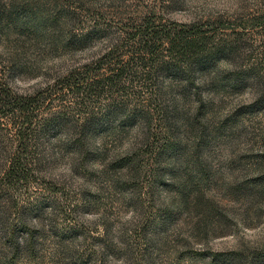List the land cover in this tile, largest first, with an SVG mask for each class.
<instances>
[{"label": "rangeland", "instance_id": "374dc122", "mask_svg": "<svg viewBox=\"0 0 264 264\" xmlns=\"http://www.w3.org/2000/svg\"><path fill=\"white\" fill-rule=\"evenodd\" d=\"M183 26L224 49L204 74L163 69ZM0 89L40 95L15 185L0 118V264H264V193L231 190L264 176V0H0Z\"/></svg>", "mask_w": 264, "mask_h": 264}, {"label": "trees", "instance_id": "16d2710c", "mask_svg": "<svg viewBox=\"0 0 264 264\" xmlns=\"http://www.w3.org/2000/svg\"><path fill=\"white\" fill-rule=\"evenodd\" d=\"M43 21L38 22L36 30H41V24ZM189 27L183 26L180 29L173 30L172 33H169L165 36L164 40L161 44H165L167 50L170 54H175L176 58L178 59L177 65L173 68L171 65H168L166 71L172 72L174 77H178L182 73L180 72L181 68H188V70L199 72L200 74H204L207 71L208 65L211 61H215L221 57V53L224 51L220 46H218L213 52L210 53L205 49V38L198 34V32L191 31L188 29ZM94 32H91V35ZM139 36L141 38L145 37H152L154 41V45L156 43V36L151 31L139 32ZM89 35L85 36L83 40H86ZM135 36V35H133ZM137 38V37H136ZM140 49L143 52H148L150 50L149 47L144 43V45L140 46ZM184 66V67H182ZM114 73L113 76L116 78L119 76L120 78V70L119 69H112ZM69 79L74 78L72 75L68 77ZM108 80L110 78H107ZM191 79V78H190ZM190 79H186L181 84V88L178 92V97L184 98L190 94L189 87L191 83ZM258 80L254 82V87H258ZM40 98V95L37 94L36 96H19L17 94H13L9 91L4 89H0V118H6L7 116L12 117L14 119L12 125L16 126L15 131V138H16V147L13 148L12 154L6 160V168L4 169L3 178L7 181L8 184H17L18 182L24 181L28 174H29V166L27 164V146H28V137L29 134L33 131H30L33 117V111L35 109V104L37 99ZM184 119H178V122L184 123ZM188 123V121H186ZM50 124H56L58 127L63 128L65 131V135L71 134L70 126H67L65 122H56L52 121ZM53 128V131H57V128L54 126H50ZM82 130L81 132H83ZM84 151L83 145L78 147L77 151L75 152L78 156L82 155ZM6 150L0 147V153L4 154ZM80 158V157H79ZM127 163V162H126ZM130 164L127 163L126 166L123 168L126 171H130ZM193 183V181H192ZM187 185H182L181 190L179 191V199L181 207L184 209L191 208L197 212L202 211L203 208V196L200 194L193 195V201H189L188 197H190V191L187 193L185 191ZM197 189V187L195 188ZM232 192L235 195H242L246 192H254V196H261L264 193V176L260 178H256L251 182L239 185V186H232ZM194 191H192L193 193ZM208 205V204H206ZM208 210L211 211V207L208 205ZM204 213V212H203ZM29 246L28 250L33 249L32 243H26V246ZM15 250L18 252L19 246L18 243L15 244ZM27 250V251H28ZM66 250L63 247V251ZM68 253V252H67Z\"/></svg>", "mask_w": 264, "mask_h": 264}]
</instances>
